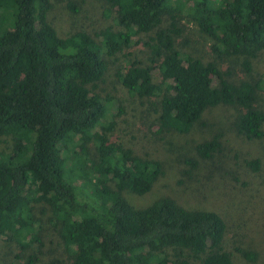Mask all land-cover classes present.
Segmentation results:
<instances>
[{
  "label": "trees",
  "instance_id": "1",
  "mask_svg": "<svg viewBox=\"0 0 264 264\" xmlns=\"http://www.w3.org/2000/svg\"><path fill=\"white\" fill-rule=\"evenodd\" d=\"M105 1L109 24L60 33L47 18L50 0H0V240L18 246L20 264H35L48 237L46 264H237L218 212L167 196L136 207L126 197L151 190L163 159L115 134L126 111L106 80L137 101L130 116H141L148 139L186 136L210 109L232 107L236 134L264 148L256 96L264 80H230L215 60L177 46L178 25L189 19L217 58L242 56L250 71L264 51V0ZM138 45L141 59L118 65L123 49ZM222 137L198 142L199 159L219 153ZM246 165L257 172L262 159Z\"/></svg>",
  "mask_w": 264,
  "mask_h": 264
},
{
  "label": "rangeland",
  "instance_id": "2",
  "mask_svg": "<svg viewBox=\"0 0 264 264\" xmlns=\"http://www.w3.org/2000/svg\"><path fill=\"white\" fill-rule=\"evenodd\" d=\"M50 1L52 7L47 18L60 33L80 29L93 31L110 23V18L103 16V10L107 7L105 0ZM69 1L76 5V12L68 7ZM178 26L182 29L177 38V46L181 51L206 60H215L223 72H230V80L246 79L252 83L264 80V51L257 58L251 59L250 71H246L242 56L217 58L212 50L211 39L202 34L191 20L183 18ZM183 41L187 43L184 45ZM139 50V45L125 47V56H121L118 65L123 66L125 60L135 55L141 59ZM111 80L113 78L106 80V90L121 99L120 104L126 111L115 117V134L133 146L146 145L154 151L155 157L159 154V158L163 159V173L151 190L143 195L125 193L129 201L136 207H145L154 199L167 196L189 209L216 211L226 223L223 244L232 253L233 260L237 264H264V148L261 143L248 142L236 134L232 124L234 109H210L203 117V125L195 126L186 136L167 135L164 140L156 141L157 137H146L141 116L136 121L130 116L137 101L128 95L120 83ZM256 96L257 104L264 108V82L257 89ZM115 105L114 102L110 107L111 114H116ZM126 127L130 130L124 134ZM220 131L223 134L221 151L213 158L199 159L194 150L195 145ZM254 157L262 159L261 168L257 172L246 165V161ZM186 158L198 160L197 166L190 167ZM48 239L44 240V246L40 248L42 253L37 255L39 259L35 264H46L52 256L53 245H50ZM236 247L255 252L256 260L248 262ZM19 255L20 249L16 244L0 240V264H20L24 258Z\"/></svg>",
  "mask_w": 264,
  "mask_h": 264
}]
</instances>
